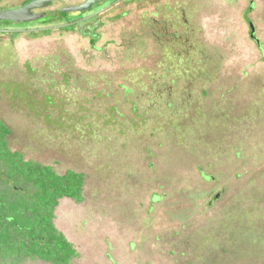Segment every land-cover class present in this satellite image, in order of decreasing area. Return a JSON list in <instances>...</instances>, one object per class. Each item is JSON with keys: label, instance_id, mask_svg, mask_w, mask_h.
Segmentation results:
<instances>
[{"label": "rangeland", "instance_id": "rangeland-1", "mask_svg": "<svg viewBox=\"0 0 264 264\" xmlns=\"http://www.w3.org/2000/svg\"><path fill=\"white\" fill-rule=\"evenodd\" d=\"M249 2L146 5L194 10L204 39L185 59L137 39L132 1L96 39H2L17 73L0 81L9 150L84 175L82 201L54 212L78 252L69 264H264V3L244 16Z\"/></svg>", "mask_w": 264, "mask_h": 264}, {"label": "trees", "instance_id": "trees-1", "mask_svg": "<svg viewBox=\"0 0 264 264\" xmlns=\"http://www.w3.org/2000/svg\"><path fill=\"white\" fill-rule=\"evenodd\" d=\"M9 134L0 122V264H69L78 252L55 227L54 212L60 199L82 201L84 175L24 160L9 150Z\"/></svg>", "mask_w": 264, "mask_h": 264}, {"label": "flooded vegetation", "instance_id": "flooded-vegetation-1", "mask_svg": "<svg viewBox=\"0 0 264 264\" xmlns=\"http://www.w3.org/2000/svg\"><path fill=\"white\" fill-rule=\"evenodd\" d=\"M31 1L33 0H24L18 6L0 8V11L20 8ZM131 1L143 6L141 30L137 39H152L158 45V48L164 45L162 50L165 55H170L179 59L184 57L185 59V55L190 54L192 51L190 39H204L203 36L198 35L199 32H197V29H194V19L197 18L194 10L189 8L185 9L186 7L180 6L179 8L178 6H169L167 8L165 7L162 11L156 8L148 11L145 6L156 2V0H97L90 7L82 10L72 9L85 5L87 0H55L50 2L49 5L43 9L32 11L33 14H43L41 19L35 20L40 22V26L34 29L67 25L59 29L47 30L43 33H49L51 31H77L80 35L89 36L90 39H96V37H98L96 33L98 29L106 25V23L115 20V18L119 19L129 13V3ZM249 6L252 7V11L254 7L253 0H250L248 7ZM102 9L105 10L85 20L87 17ZM161 12H163V14H161ZM29 24H34V21L29 23L0 22V30H32L31 26L33 25L29 26ZM34 33L37 32L0 33L1 82H10L11 80L13 82L17 81V79L13 78V76L17 74L15 73L16 70L12 63L14 58L11 56V53L10 55L8 54L9 52L6 50L8 43L4 42L2 39H16L18 35H32ZM7 76L8 78L4 79V77ZM4 101L9 105L8 99H4ZM0 122L4 124L1 119Z\"/></svg>", "mask_w": 264, "mask_h": 264}, {"label": "water", "instance_id": "water-1", "mask_svg": "<svg viewBox=\"0 0 264 264\" xmlns=\"http://www.w3.org/2000/svg\"><path fill=\"white\" fill-rule=\"evenodd\" d=\"M55 0H33L26 5L16 8V9H9V10H3L0 11V22H14V23H29L38 19H41L43 14H33V10H40L49 5L50 2H53ZM97 0H87L86 4L81 7L73 8L72 10H82L90 7L93 3H95ZM107 9V8H105ZM105 9H102L101 11L87 17L85 20H88L97 14L101 13ZM63 26H57L52 28H39V29H32L28 31L23 30H0V33H21V32H44L51 29H59ZM253 31V30H252Z\"/></svg>", "mask_w": 264, "mask_h": 264}, {"label": "crops", "instance_id": "crops-1", "mask_svg": "<svg viewBox=\"0 0 264 264\" xmlns=\"http://www.w3.org/2000/svg\"><path fill=\"white\" fill-rule=\"evenodd\" d=\"M261 2H263L264 3V0H260ZM254 6V5H253ZM251 8L252 7H246V10L244 11V16H247L250 12H251ZM253 9H254V7H253ZM253 11V10H252ZM248 22H249V25H248V27L250 28V29H253V34H255V28H254V26H253V24L249 21V20H247ZM255 36V35H254Z\"/></svg>", "mask_w": 264, "mask_h": 264}]
</instances>
